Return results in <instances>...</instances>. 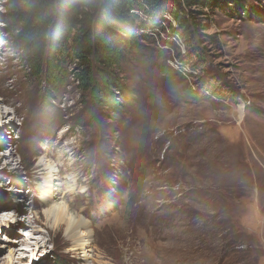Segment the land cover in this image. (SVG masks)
Wrapping results in <instances>:
<instances>
[{
    "label": "rangeland",
    "instance_id": "obj_1",
    "mask_svg": "<svg viewBox=\"0 0 264 264\" xmlns=\"http://www.w3.org/2000/svg\"><path fill=\"white\" fill-rule=\"evenodd\" d=\"M10 1L0 0V110L12 116V100L22 111L0 120V205L13 209L0 264L9 254L13 264H264V0L202 10L198 63L167 13L125 56L130 97L117 110L94 102L77 64L56 89L32 73L8 33ZM46 176L57 206L88 221L85 251L65 229L51 236Z\"/></svg>",
    "mask_w": 264,
    "mask_h": 264
},
{
    "label": "trees",
    "instance_id": "obj_2",
    "mask_svg": "<svg viewBox=\"0 0 264 264\" xmlns=\"http://www.w3.org/2000/svg\"><path fill=\"white\" fill-rule=\"evenodd\" d=\"M226 4L232 6L230 14L243 6L238 0H11L5 20L23 60L35 76L46 74L51 89L65 79L64 66L72 62L79 66V84L94 102L121 109L130 97L119 77L124 58L148 35L142 29L160 26L152 17L171 13L178 25L172 27L175 35L187 44L188 59L198 63L205 60L198 43L209 38L204 33L209 25L202 23L208 16L202 10L213 13L225 10Z\"/></svg>",
    "mask_w": 264,
    "mask_h": 264
},
{
    "label": "bare ground",
    "instance_id": "obj_3",
    "mask_svg": "<svg viewBox=\"0 0 264 264\" xmlns=\"http://www.w3.org/2000/svg\"><path fill=\"white\" fill-rule=\"evenodd\" d=\"M10 91L13 93V95L15 97H17V95L15 94V93L19 92L17 88L14 91L13 90H10ZM18 95H19V93H18ZM19 97H20V95H19ZM7 103L12 107L13 114H12V116H9V114H10L9 111H2V109H1L0 110V120H2V119L4 120L6 118V120L10 123L13 121V116L14 117L20 116V114H21L20 111H22V106L21 105H15V103H13L12 100L8 101ZM17 111H19V113ZM4 145L5 146L7 145L6 141H4V142L2 141L1 146H4ZM51 184H52L51 176H46L44 178V182L41 186L42 187L41 190H42V195H43V199H42L43 205L45 206L47 213H50L51 215L46 214V213L45 214L49 220V223L53 224V222L55 221L56 215L60 214V206H57L58 204L53 201L54 192L52 191L53 189L51 187ZM10 205H12V204H8L7 201H5L3 203V205L1 204L0 205L1 207H5V208L7 207V211H3L1 213L8 214L9 212H11L13 209L9 208ZM63 207H64V212L62 214H60L62 222H60L57 227H55V228L52 227L51 236H53L52 235L53 233H56L58 231L65 229L66 234H67V239L69 240V243H70V248L72 250L85 251L83 249L86 247L87 241L91 240V238H92L91 227H90L88 221L86 220V218L84 216L80 215L79 213H75L74 211H72L71 208H68L67 206H63ZM70 212H72L73 215H70ZM3 216H0V217H3ZM68 217L74 218L72 220L71 224H69ZM3 221H6V220H3ZM34 222L35 223H41V220H39V218H38V220H35ZM38 231L39 230H34V233L38 232ZM38 242H40V241L36 240L35 244H37ZM30 245L31 244L29 242L28 246H30ZM149 254H146V255L150 256ZM145 262H146V260H145ZM83 263H84V261H83Z\"/></svg>",
    "mask_w": 264,
    "mask_h": 264
},
{
    "label": "clouds",
    "instance_id": "obj_4",
    "mask_svg": "<svg viewBox=\"0 0 264 264\" xmlns=\"http://www.w3.org/2000/svg\"><path fill=\"white\" fill-rule=\"evenodd\" d=\"M63 212H64V207H63V205H61L60 206V214H62ZM46 214L51 215L50 213H47V210H46ZM60 214L56 215L55 221L53 222L51 227L55 228V227L58 226V224L60 222H62ZM9 219H12V214L11 213H8V214L4 215L3 217H0V222H2L3 220H9ZM73 219H74L73 217H68L69 224H71ZM25 236L26 237H31V232L25 233ZM36 239L39 240L41 244L44 243V240L41 239L40 237H37ZM29 251L32 252L33 256L35 255V249H29ZM17 259H19V257H17ZM7 260H8V264H13V258L11 256V254H9V256L7 257Z\"/></svg>",
    "mask_w": 264,
    "mask_h": 264
},
{
    "label": "built area",
    "instance_id": "obj_5",
    "mask_svg": "<svg viewBox=\"0 0 264 264\" xmlns=\"http://www.w3.org/2000/svg\"><path fill=\"white\" fill-rule=\"evenodd\" d=\"M134 13L140 15V17L144 20H149L151 21V18L146 16V14L143 12V11H140L139 9H133L132 10ZM167 14H165L164 16H159L161 17L158 22L157 20H155L157 18V16H153L152 17V22L153 23H157V24H163V25H166V21L164 20V17L166 16ZM166 18V17H165ZM154 29H157V28H148V29H142V32H145L146 34H148V32H152ZM176 37H178L179 40H181V38L179 36L176 35ZM177 67L184 73V72H187L190 74L191 73V70H189L188 66L183 62H180L179 64H176ZM187 75V74H186ZM188 76V75H187ZM209 93V92H208Z\"/></svg>",
    "mask_w": 264,
    "mask_h": 264
},
{
    "label": "snow or ice",
    "instance_id": "obj_6",
    "mask_svg": "<svg viewBox=\"0 0 264 264\" xmlns=\"http://www.w3.org/2000/svg\"><path fill=\"white\" fill-rule=\"evenodd\" d=\"M3 215H6V214L5 213H0V216H3ZM13 223H14V221H13ZM25 233H28V232H23V235H25ZM37 250H39V246H37ZM23 251H29V249L25 248V249H23Z\"/></svg>",
    "mask_w": 264,
    "mask_h": 264
}]
</instances>
